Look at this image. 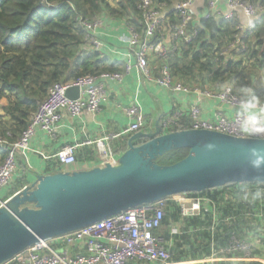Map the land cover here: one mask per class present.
Returning <instances> with one entry per match:
<instances>
[{"label":"built area","instance_id":"1","mask_svg":"<svg viewBox=\"0 0 264 264\" xmlns=\"http://www.w3.org/2000/svg\"><path fill=\"white\" fill-rule=\"evenodd\" d=\"M225 1L228 12L223 16L231 17L241 11L249 18L241 28L249 27L258 8L247 0ZM192 2L193 0H177L172 6L163 4L162 7H157L153 0H138L143 29L138 31L124 22L126 34L122 35L121 40L125 43V60L120 71L82 74L69 81L54 83L30 114L26 127L15 140L9 139L10 132L6 136H0V147L6 151L0 163V206L9 197L11 179L18 169V154L31 148L36 131L46 133L51 139L64 113L78 118L83 111L97 112L104 94V82L121 81L133 67L146 83L176 94L196 93L233 108L232 114L214 112L209 107L203 109L195 103L179 113L166 114L164 111L161 122L164 132H169V129L179 125L187 116L185 122L189 128L214 130L237 137H264V100H251L241 96L229 84L219 89L190 86L172 74L166 61L168 48L163 43L162 34L156 39L154 36L167 20V13L173 10L180 17V22L172 26L169 32L171 50H175L181 37L189 41L191 36L185 33V27L194 16L191 11ZM214 6L215 0H208L205 14L216 13ZM103 19V15L90 20L78 19L84 27L87 43L101 54L103 44L96 36V30L102 27ZM162 31H165L164 25ZM70 87L78 88L77 98L70 99L65 95ZM123 112L133 120L125 130L132 133L141 130L138 108L127 106L123 108ZM117 136L119 134H113L111 138ZM104 140V137H96L86 138L83 142L84 145L96 147L101 158L97 165L114 162L117 158ZM80 145L75 140L64 143L51 155L38 148L32 150L42 160L52 158L58 164L57 167L67 170L64 168L76 163V150ZM213 189H209L210 194L189 196L181 193L128 208L63 235L38 241L1 264H189L172 258V247L176 241L174 236L181 234H196V239L199 236L192 247L194 250H190V246L186 249L193 257L197 253L202 255L206 252L213 261L219 255L238 251L249 254L261 243V235L263 236L260 230L264 222V186L228 187L223 192L222 199L212 194ZM175 206L178 207L179 218L170 224L169 236L164 239L155 234V231L161 228L163 218L174 212ZM193 216H200L203 222L196 227L187 225L183 219ZM203 232L209 234L204 240L207 244L204 252L201 247ZM237 232L249 240L243 241L236 235ZM54 244L69 245L71 250L58 252Z\"/></svg>","mask_w":264,"mask_h":264},{"label":"trees","instance_id":"2","mask_svg":"<svg viewBox=\"0 0 264 264\" xmlns=\"http://www.w3.org/2000/svg\"><path fill=\"white\" fill-rule=\"evenodd\" d=\"M177 0H153L155 6H172ZM257 13L249 27L242 29L238 12L223 14L200 12L186 24L189 41L181 37L175 50L168 47L166 61L175 78L185 84L196 82L199 88L219 89L229 84L235 92L251 100H264V85L260 70L264 67V0H247ZM138 0H0V136L11 133L15 140L26 127L30 114L56 82L69 81L82 74L120 71L122 60H110L88 43L84 27L78 21L106 14L123 19L126 24L142 31V14ZM164 25L168 33L180 22L173 10L167 13ZM162 26L154 39L162 34ZM200 85V86H199ZM207 85V86H206ZM185 120L168 131L187 129ZM146 139H139L140 144ZM127 149L125 143L116 153ZM188 148H178L161 156L157 163L168 165L184 158ZM6 151L0 147V163ZM61 170L50 165L45 173ZM237 183L212 190L222 199L223 192ZM246 186L264 183H242ZM21 187V186H20ZM189 196L210 194V190L186 193ZM178 207L163 218L155 234L167 239L170 224L178 219ZM196 227L200 216L184 218ZM175 235L172 258L180 260L195 245L196 234ZM194 250V249H193ZM251 264H260L253 262Z\"/></svg>","mask_w":264,"mask_h":264},{"label":"water","instance_id":"3","mask_svg":"<svg viewBox=\"0 0 264 264\" xmlns=\"http://www.w3.org/2000/svg\"><path fill=\"white\" fill-rule=\"evenodd\" d=\"M65 95L79 96L77 87ZM159 111L147 130L133 132L114 162L80 170L34 172V179L0 206V264L41 240L63 235L128 208L226 184L264 183V137L208 129L164 132ZM146 141L135 144L136 140ZM188 148L179 161L157 160Z\"/></svg>","mask_w":264,"mask_h":264},{"label":"crops","instance_id":"4","mask_svg":"<svg viewBox=\"0 0 264 264\" xmlns=\"http://www.w3.org/2000/svg\"><path fill=\"white\" fill-rule=\"evenodd\" d=\"M208 0H193L191 11L193 15H198L200 12H206ZM214 11L216 14H225L228 12V6L225 0H215ZM239 22L241 25L247 24L249 18L241 11L238 12ZM103 25L97 28L96 36L102 42V51L104 56L110 60L120 59L122 63L125 60V43L121 40L122 35L126 34L125 23L123 19H113L106 14H103ZM162 40L168 48L169 33L167 29L162 33ZM123 67V64H122ZM122 69V68H121ZM104 94L100 103V109L97 112L83 111L81 116L74 118L64 113L55 131L54 137L49 136L37 130L35 137L32 140L31 148L23 153L18 154V169L13 174L11 179V188L8 191L9 196L15 191L29 184L34 179V172L45 173V170L50 165L57 167L58 164L52 158L42 160V158L32 149L38 148L47 155L53 154L64 143L75 140L81 145L76 150V163L70 167L64 168L67 170H80L97 165L101 158L95 146L84 145L86 138H105V143L110 147L113 154L118 156L116 152L126 143L128 137L132 134L125 130L133 121L127 117L123 108L127 106H136L141 114L140 129L147 130L151 121L160 109V106L165 112L179 113L187 109L192 104H198L201 108L209 107L214 112H223L232 114L233 108L225 104H218L214 101L196 93L192 94H176L170 90H164L155 84H149L142 80L138 70L133 67L131 71L121 81H106L104 82ZM2 104L6 103V99H2ZM0 103V114L2 108ZM187 119L184 117L181 121ZM113 134H119L117 137L111 138ZM57 164V165H56ZM21 186V187H20ZM246 186V184L234 185L233 187ZM185 230V229H184ZM261 239L258 246L249 254L238 251L229 255H219L213 261L209 258L208 253L204 252L207 249L205 238L209 237L207 232L202 234L201 247L202 255L195 254V257L187 251L185 256L180 260L189 264H251L258 262L264 264V222L262 224ZM243 241L249 240L244 238L240 232L236 234ZM190 236V235H189ZM199 239V236L197 240ZM189 248V245L183 247L184 250Z\"/></svg>","mask_w":264,"mask_h":264},{"label":"rangeland","instance_id":"5","mask_svg":"<svg viewBox=\"0 0 264 264\" xmlns=\"http://www.w3.org/2000/svg\"><path fill=\"white\" fill-rule=\"evenodd\" d=\"M260 73H261L262 84L264 85V67L261 68ZM187 85L198 86V84L196 82L192 83V85L191 84H187ZM1 102H2V99H1L0 103ZM53 246L58 252H61L63 250H66V251H70L71 250V247L69 245L54 244Z\"/></svg>","mask_w":264,"mask_h":264}]
</instances>
